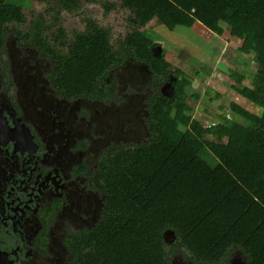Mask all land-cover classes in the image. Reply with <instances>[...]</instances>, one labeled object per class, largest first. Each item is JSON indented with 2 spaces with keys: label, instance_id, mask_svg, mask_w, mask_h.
<instances>
[{
  "label": "trees",
  "instance_id": "obj_1",
  "mask_svg": "<svg viewBox=\"0 0 264 264\" xmlns=\"http://www.w3.org/2000/svg\"><path fill=\"white\" fill-rule=\"evenodd\" d=\"M93 3L105 19L124 16L105 23L91 14ZM69 17L81 25L69 27ZM154 20L173 31L199 24L218 39L242 31L237 53L253 57L255 74L241 87L246 75L232 70L227 84L259 111L242 109L243 122L195 116L187 86L213 68L193 74L174 64ZM10 32L54 59L50 78L69 98L109 100L112 74L129 60L150 66L154 88L175 78L173 97L158 90L149 99L148 141L103 156L105 206L94 227L68 236L73 264H173L177 248L198 264H231L236 250L246 264H264V0H0V58Z\"/></svg>",
  "mask_w": 264,
  "mask_h": 264
},
{
  "label": "flooded vegetation",
  "instance_id": "obj_2",
  "mask_svg": "<svg viewBox=\"0 0 264 264\" xmlns=\"http://www.w3.org/2000/svg\"><path fill=\"white\" fill-rule=\"evenodd\" d=\"M6 42V57L0 58V262L73 264L68 236L91 228L102 199L105 206L98 180L106 151L149 138L144 125L139 135L132 121L122 126L106 114L141 92L119 77L122 65L112 74L116 86L109 100L69 98L50 78L54 59L17 41L14 68ZM19 75L39 80L38 86H19ZM80 98L74 120L70 106ZM85 121H91L90 131ZM104 121L109 127L101 129Z\"/></svg>",
  "mask_w": 264,
  "mask_h": 264
},
{
  "label": "rangeland",
  "instance_id": "obj_3",
  "mask_svg": "<svg viewBox=\"0 0 264 264\" xmlns=\"http://www.w3.org/2000/svg\"><path fill=\"white\" fill-rule=\"evenodd\" d=\"M90 9L92 15L105 23L118 24L124 16L122 11L115 10L105 19L103 8L98 3L91 4ZM79 25L81 23L77 17L68 18L69 27ZM149 26L154 30V36L161 44V47L168 51L169 59L177 66L193 74H196V69L203 64L207 65L204 68L206 72L209 71V67L213 68L206 81L201 76L195 75L191 84L187 86L189 102L193 106L192 113L195 116L205 122H210L216 121L219 116L227 115L243 122L244 118L239 115L242 109L253 112L259 111L260 106L258 104L247 99L234 87L227 84V81L233 82L234 80L229 77L232 70H237L246 75L245 81L239 84L241 87L251 84L255 74L253 57L237 53V48L241 45L244 38L242 31H238L234 35L226 31L219 40L215 35L204 31L199 24L192 27L178 26L174 31L161 25L157 20L152 21ZM13 36L17 35L14 32H10L7 35V39L10 41ZM161 85L157 88L153 87L154 93L158 90L160 91ZM216 93H219L221 98H216ZM217 138L223 141L227 140L221 136H217ZM170 239H172L171 242H175L176 237H170ZM236 257L239 258L238 255ZM173 264L198 263L191 259L183 249L177 248L173 256Z\"/></svg>",
  "mask_w": 264,
  "mask_h": 264
},
{
  "label": "water",
  "instance_id": "obj_4",
  "mask_svg": "<svg viewBox=\"0 0 264 264\" xmlns=\"http://www.w3.org/2000/svg\"><path fill=\"white\" fill-rule=\"evenodd\" d=\"M17 41H18V37L13 36L10 41L7 39V42H6L7 52H9L10 58L14 62V63L12 62L14 68H15V57L17 56L16 54L18 52H20V50H21V48L17 45ZM26 49L27 50H34V51L37 50V49H34L32 47H28ZM122 67H123V71L121 72L122 75L119 77L120 78L122 77L124 79L125 83H127V82L130 83L132 86L136 87L141 92L137 96L136 95L133 96L132 101L136 102V104H135L136 105V115L139 117L141 124L144 125L146 135L150 137V129L148 127V124H146V122H145L144 116L149 117V115H150L149 109H148L149 103H145V100L154 95V88H152L150 86V84L152 82V70L150 69V66L147 63L140 62V61H133V60L127 61ZM19 76H20L19 78H16V82L19 84V86H26V84H24V82H30L33 84L39 83V80H36V83H35L32 80V78L26 79V78H23L22 75H19ZM174 80H175V78L171 77V79L169 81L164 82V84L161 85L160 92L163 95L170 97V98L174 96V93H175V87L173 84ZM144 91H145V93H143ZM59 102L61 104H65V108L67 106H69V103H67L65 101V99L59 100ZM83 103H84V99L80 98V99L74 101V106H70L71 113L74 115V118H73L74 120L77 116L76 109H78ZM129 105L131 106V113L133 116V105H132V103H130ZM35 107L36 106L34 105L33 106L34 110H35ZM137 109H138V111H137ZM26 112H27V110H26ZM31 113L34 114L32 111H31ZM109 118L110 117H106V120H108ZM115 118H116V120H119L117 117H115ZM130 119L127 121L121 120L119 123H120V125L123 126L126 123H130L131 122ZM32 121L34 123H36L35 120H32ZM85 122L87 123V121H85ZM87 124H88V131H90L91 121ZM102 125L109 127V125L106 124L105 121L103 123H101V129H102ZM133 140L134 141H140L141 139L136 140V138H134ZM147 141H143V142H147ZM138 143H141V142H138ZM103 206H104V200L102 199L101 200V208L97 212L93 213L95 216L92 219V223L88 224L91 228L94 227L98 223V221L100 220L101 214H102L101 211H102ZM165 237H166V240L168 242H171L172 239H170V237L175 238L176 235H175V232L173 230H167L165 233ZM236 255H238L239 258H237V257L235 258ZM246 259H247V257L243 253V251L238 250L234 253V255H232L231 264H236L239 262H241L242 264H246V261H247ZM0 264H3V262H0Z\"/></svg>",
  "mask_w": 264,
  "mask_h": 264
},
{
  "label": "bare ground",
  "instance_id": "obj_5",
  "mask_svg": "<svg viewBox=\"0 0 264 264\" xmlns=\"http://www.w3.org/2000/svg\"><path fill=\"white\" fill-rule=\"evenodd\" d=\"M27 79H29V77H27ZM24 84H26V86H28V87L29 86L30 87L31 86L32 87L33 86H38V85L30 83V82H24ZM130 103H132V105H133V116H132V113H131V106L129 105ZM135 104H136L135 101H131V102L129 101L127 104H125V106L122 109H117L116 112L115 111L108 112L106 114V117H110V116H112V118L117 117L120 121L121 120L127 121V120H129L131 118L130 120L133 123L136 124V128L134 130L138 129V131H135V133H138L139 135H142V134H144V130H143V128H141L142 124L140 122L139 117L136 115V105ZM137 111H138V109H137Z\"/></svg>",
  "mask_w": 264,
  "mask_h": 264
}]
</instances>
